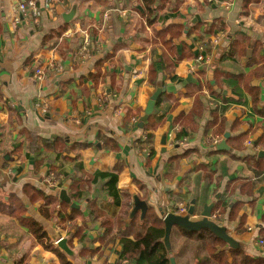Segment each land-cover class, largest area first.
<instances>
[{
	"label": "crops",
	"instance_id": "0c3cea01",
	"mask_svg": "<svg viewBox=\"0 0 264 264\" xmlns=\"http://www.w3.org/2000/svg\"><path fill=\"white\" fill-rule=\"evenodd\" d=\"M25 1L0 0V264H60L27 220L71 264H123L122 234L104 223L140 218L134 195L161 220L180 203L195 201L191 219L212 204L208 219L236 242L194 253L174 226L176 264L230 263V249L264 264V121L252 100L258 89L264 105V0H37L36 24Z\"/></svg>",
	"mask_w": 264,
	"mask_h": 264
},
{
	"label": "trees",
	"instance_id": "16d2710c",
	"mask_svg": "<svg viewBox=\"0 0 264 264\" xmlns=\"http://www.w3.org/2000/svg\"><path fill=\"white\" fill-rule=\"evenodd\" d=\"M248 3V2H247ZM159 99V97H158ZM157 99V101H158ZM253 104L255 105V111L263 117L264 121V105L261 109H256V103L259 102L258 98V89L257 91L253 92L252 95ZM156 101V103H157ZM151 115L149 116L148 120L146 121L145 126L148 128L150 126ZM137 118V116H136ZM151 133H147L145 135L144 142H150ZM260 148H264V131L258 139V143L256 144ZM106 175H100V177ZM47 201L51 200L49 197H45ZM90 213L94 217H102L103 214L95 207H90ZM22 212V209L19 208L17 215ZM14 214L13 212H10ZM16 214V212H15ZM79 215V212L72 209L71 214L69 217L71 219L76 218ZM104 223V222H103ZM26 224H28V228L31 232L35 235L38 241L47 249L53 251L58 259L60 264H71L64 255L57 250L55 247L51 245H47L45 243L46 234L42 230L41 226L34 220H27ZM113 224L117 226V232L122 234L120 237V243L122 244V251H121V259L123 260V264L130 262L132 264H170V257H173L167 249L165 248L162 238L164 234V224L161 219H159L156 215L151 214V212H147L143 219H140L138 215H134L129 221H126L125 215L123 214L118 215L114 222L106 221L104 223L105 230H111ZM125 226L123 228L122 226ZM179 228V227H178ZM181 229V228H179ZM183 231V237L187 243H191L192 247L194 248V253L199 250V248H203L207 253L212 255L215 250V247L218 245H223L224 241L219 239L210 231L204 229L200 231H187L181 229ZM108 233H105V235ZM132 235L129 238V235ZM115 235H112L110 239H113ZM171 251V250H170ZM231 254V262L228 263L227 258L225 255H219L217 261L221 264H261L262 260L254 259L250 257L248 254L242 252L240 249H230ZM217 256L218 255H214ZM174 258V257H173ZM175 260V259H174ZM196 262V264H202L207 262V258H201L200 261L197 259L193 261L191 264ZM176 263V262H175Z\"/></svg>",
	"mask_w": 264,
	"mask_h": 264
},
{
	"label": "water",
	"instance_id": "95a60500",
	"mask_svg": "<svg viewBox=\"0 0 264 264\" xmlns=\"http://www.w3.org/2000/svg\"><path fill=\"white\" fill-rule=\"evenodd\" d=\"M71 13L68 14V16ZM170 87H158L155 89V91L150 95L149 99L147 100V103L144 107L143 114L141 115L138 126L143 127L145 122L148 120L149 116L153 113L155 103L158 99V97L164 92L168 91ZM166 132H163L160 139V144L165 145L166 143ZM217 148H225L226 143L224 140L220 141L217 145ZM259 155H263L264 151H259ZM59 197L61 200L69 203L70 199L65 195V191L62 190L59 194ZM133 208L131 211L130 216H133L137 211L140 212V218L143 217L144 213L147 209V204L145 201L140 200L136 195L133 197ZM195 201L192 200L191 204L188 206L187 212L184 215H180L177 213H167L164 215L162 221L164 224V234L162 238V242L167 249V251L170 253L171 247H170V232L174 226L179 227L181 229L187 230V231H200V230H208L211 233H213L215 236H217L219 239L227 243L230 247L235 248L237 247L235 240L229 236L226 232L225 227L219 226L213 221L209 220L212 209V204H203L202 210L199 212V219H191V216L194 215L195 212ZM73 206V204H71ZM57 245L67 254L71 255L70 249L66 246L65 239H59L57 242ZM170 264H176L173 257H170Z\"/></svg>",
	"mask_w": 264,
	"mask_h": 264
},
{
	"label": "built area",
	"instance_id": "2783aa9c",
	"mask_svg": "<svg viewBox=\"0 0 264 264\" xmlns=\"http://www.w3.org/2000/svg\"><path fill=\"white\" fill-rule=\"evenodd\" d=\"M36 1L37 0H27L25 2H21L18 4V9L22 12H28L31 14L32 16V19H33V22L36 24L38 22V17L40 15V11L38 9V7L36 6ZM209 3L211 2H215V0H208ZM196 60L199 62V63H204L205 60L204 58L199 55ZM35 75L37 76V78H39L41 75H42V70L41 69H36L35 70ZM216 142V141H214ZM247 144H251V142H247ZM55 176L54 174H51L49 176V181L53 182L55 180ZM179 212L180 213H185L186 211V208L183 207V204H180L179 205ZM258 244L264 248V240L263 239H258Z\"/></svg>",
	"mask_w": 264,
	"mask_h": 264
},
{
	"label": "flooded vegetation",
	"instance_id": "af4514ba",
	"mask_svg": "<svg viewBox=\"0 0 264 264\" xmlns=\"http://www.w3.org/2000/svg\"><path fill=\"white\" fill-rule=\"evenodd\" d=\"M180 204H183V203H180ZM180 204H178V207H177V209H178V214H180V215H184V214H186V212H187V209H188V204H186V205H185V204H183V207H184V208H186V211H185V213H184V212H183V213H180V212H179V207H180L179 205H180Z\"/></svg>",
	"mask_w": 264,
	"mask_h": 264
},
{
	"label": "rangeland",
	"instance_id": "374dc122",
	"mask_svg": "<svg viewBox=\"0 0 264 264\" xmlns=\"http://www.w3.org/2000/svg\"><path fill=\"white\" fill-rule=\"evenodd\" d=\"M116 14H117V13H113V15H114L115 17H116ZM131 211H132V210H131Z\"/></svg>",
	"mask_w": 264,
	"mask_h": 264
}]
</instances>
